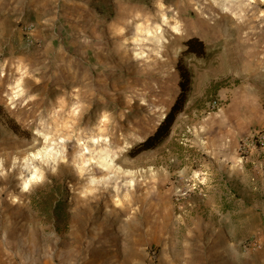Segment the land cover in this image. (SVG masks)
I'll use <instances>...</instances> for the list:
<instances>
[{"label":"rangeland","instance_id":"374dc122","mask_svg":"<svg viewBox=\"0 0 264 264\" xmlns=\"http://www.w3.org/2000/svg\"><path fill=\"white\" fill-rule=\"evenodd\" d=\"M18 2L0 0V264H165L164 242L205 216L196 144L221 109L244 122L223 163V264H264V151L239 149L264 129V0H126L89 54L36 41ZM182 98L168 137L132 155ZM185 179L203 186L177 201Z\"/></svg>","mask_w":264,"mask_h":264},{"label":"crops","instance_id":"0c3cea01","mask_svg":"<svg viewBox=\"0 0 264 264\" xmlns=\"http://www.w3.org/2000/svg\"><path fill=\"white\" fill-rule=\"evenodd\" d=\"M125 3L126 0H19L18 11L20 15L26 13L27 19L35 23L34 36L44 46L57 42L60 52L64 36H69L73 50L79 43L89 54L95 41L110 42L107 33L117 10ZM203 124V136L196 145L210 157L208 194L202 203L207 210L204 217L195 214V222L183 241L171 238L164 242L162 260L165 264H181L176 256L170 255L179 252L181 255L177 257L184 261L223 264V246L230 251L234 249V240L223 236V201L227 197L223 192V163L237 159V142L242 138L244 122L241 118L226 116L221 109L219 115L208 118ZM231 167L230 171L242 168L239 164ZM195 208L196 203L193 210Z\"/></svg>","mask_w":264,"mask_h":264},{"label":"trees","instance_id":"16d2710c","mask_svg":"<svg viewBox=\"0 0 264 264\" xmlns=\"http://www.w3.org/2000/svg\"><path fill=\"white\" fill-rule=\"evenodd\" d=\"M186 54H193V55H201L204 52L203 42L198 38H191L186 42V49L184 50ZM187 78L185 79L183 83V89L181 93H185L187 91L186 82ZM185 99V98H184ZM178 99L176 100L170 110L165 115L164 119L160 123L159 127L155 131L153 135H150L147 139H145L143 142L138 144L136 147H134L130 153L132 155H137L143 151L153 149L158 146L164 140L171 132L172 126L174 122L177 119L178 114L183 109V100ZM2 109L0 108V111ZM15 128V131L18 130V127L16 125H13Z\"/></svg>","mask_w":264,"mask_h":264},{"label":"built area","instance_id":"2783aa9c","mask_svg":"<svg viewBox=\"0 0 264 264\" xmlns=\"http://www.w3.org/2000/svg\"><path fill=\"white\" fill-rule=\"evenodd\" d=\"M34 28L32 23H27V25L23 26V31L27 35V43H30L31 40V32ZM213 109H217L218 102L214 101L212 103ZM250 148H258L264 151V129L263 130H252L248 134V136L241 141L240 143V151H248ZM203 186V181L198 179H185L183 183L176 184L174 187V194L176 196V200L179 201L181 199H186L192 192L196 190H200ZM253 249H260L261 243L257 240H253L249 244Z\"/></svg>","mask_w":264,"mask_h":264}]
</instances>
